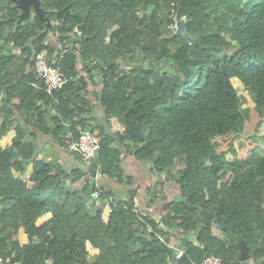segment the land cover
I'll list each match as a JSON object with an SVG mask.
<instances>
[{
  "label": "trees",
  "instance_id": "16d2710c",
  "mask_svg": "<svg viewBox=\"0 0 264 264\" xmlns=\"http://www.w3.org/2000/svg\"><path fill=\"white\" fill-rule=\"evenodd\" d=\"M40 8L43 16L35 8L23 16L17 0H0V253L19 264H191L207 254L248 264L240 260L243 241L264 264V134L250 135L256 146L248 157L232 140L224 151L215 141L245 131L251 110L244 92L264 118V0H40ZM183 15L187 27L177 33L175 16ZM58 42L68 50L63 58ZM43 47L67 79L53 94L34 85L33 55ZM93 77L106 125L83 111L91 108L81 100ZM25 111L31 126L61 146L97 128L100 172L119 180L117 146L130 135L128 119L139 123L144 138H130L138 143L131 151L174 180L177 197L162 223L177 231L184 255L175 258L157 236L160 223L135 210L131 177L127 199H114L106 220L103 201L113 194L101 192L97 204L90 169L52 165L23 131L4 145L11 117ZM111 116L125 130L110 131Z\"/></svg>",
  "mask_w": 264,
  "mask_h": 264
},
{
  "label": "crops",
  "instance_id": "0c3cea01",
  "mask_svg": "<svg viewBox=\"0 0 264 264\" xmlns=\"http://www.w3.org/2000/svg\"><path fill=\"white\" fill-rule=\"evenodd\" d=\"M82 74L86 76V73L82 72ZM99 89L100 85L98 82V78L93 77L89 79L87 82V86L83 89L86 97L85 99L80 100L86 101L87 104L88 101L90 102L91 108L89 109V111L88 107L83 109V111L85 110L84 112L86 115H88V113H90L89 115H93L92 123L96 124L97 122H100L106 125L107 120L104 117V111L96 96ZM18 101L19 98L13 99L14 103H17ZM38 103H42V101ZM22 113L15 112V114L11 117L12 122L9 123L10 126L8 134L2 140V143L4 145L11 142L13 136L17 133V131H23L24 134H26V139L32 140L34 142L39 157H42L43 159L49 161L52 165L66 166L68 170L73 168L74 165H82L83 168L90 169V167L92 166V160L91 162H83V157L79 158V156L75 155L73 151L69 150L68 145L61 146L54 140L51 135L44 134L37 128L31 126L29 121L32 113L29 114L26 111L25 113ZM24 117H27L28 121L25 120ZM109 119L111 122L110 131L125 130V124L122 123L118 117L111 116ZM66 125L70 126L69 123H66ZM78 128L80 129V127ZM130 138L132 137H126L124 139V143L118 144L117 146L120 150H122V155L120 156L121 167L123 169L122 179L119 180L117 177L106 178L101 174L100 165H98L96 174L89 177L88 183L92 184L93 182H95V177L97 176V180L102 188V192L108 194L112 192L113 195L111 196V198L103 201V218L107 220L112 210L111 202L114 199H127L129 191L128 188L131 185L130 183H128V178L131 177L133 179L132 190L136 191L134 197V200L136 202L135 210L140 214L150 215V217H153L159 224L162 222V219L167 216L169 202L177 197V187L174 183V180L167 176L166 171L158 172L156 170L155 163L151 157L139 158L135 153L136 151H131L134 147H138V143L131 141ZM71 154L75 155V157H72ZM68 184L73 187L78 186L79 188L83 185V183L79 182L71 184L69 179ZM94 198L96 197L94 196ZM93 201V198L88 199L89 204H91ZM96 202L98 205H101L102 203V201L98 200V198H96ZM46 217L47 216H43L41 219L44 220ZM160 227L161 228L157 233H162L170 243H174L185 251L181 242V238L178 236L177 231L173 227ZM147 229L149 231L152 230L151 224H147ZM219 234L220 231L218 232V230H216L215 235ZM18 239L21 243H26L28 241L27 235L23 232L18 235ZM211 245L212 249H214L215 242L213 241ZM87 249L92 256H95L99 253V248L95 247L90 241L87 242ZM172 252L174 253L175 250L172 249ZM244 262H247L248 264H257L254 258L251 256V253L250 258L245 260ZM195 263L196 262H192L191 264Z\"/></svg>",
  "mask_w": 264,
  "mask_h": 264
},
{
  "label": "built area",
  "instance_id": "2783aa9c",
  "mask_svg": "<svg viewBox=\"0 0 264 264\" xmlns=\"http://www.w3.org/2000/svg\"><path fill=\"white\" fill-rule=\"evenodd\" d=\"M73 34L79 38V40L75 43V50L78 51L81 47L80 38L82 36V31L77 26H75ZM65 42L66 40L62 41V43ZM62 43L58 42L62 48L60 53L61 58H63L65 53L68 51L67 47L63 46ZM33 59L35 70L39 77V81L37 83L34 82V85H42V87L49 94H53L57 90H60L64 87L67 79L62 69L49 61L50 53L48 47H43L39 51L35 52ZM18 70L19 68L17 66L14 67L15 72ZM68 148L72 151H78L83 156L85 161L91 162L92 158L96 154V151L100 148V137L98 135L97 129L94 128L81 130L79 137L77 139L71 140L68 143ZM94 184L96 186L94 196L99 198L102 188L97 180V176L95 177ZM160 226L165 227L162 222L160 223ZM157 236L168 247L175 250V258L179 259L184 255L185 251L174 243H170L162 233H157ZM0 264H19V262L14 260L11 256L2 255L0 253ZM195 264H224V261L219 255L207 254L201 257V259Z\"/></svg>",
  "mask_w": 264,
  "mask_h": 264
},
{
  "label": "rangeland",
  "instance_id": "374dc122",
  "mask_svg": "<svg viewBox=\"0 0 264 264\" xmlns=\"http://www.w3.org/2000/svg\"><path fill=\"white\" fill-rule=\"evenodd\" d=\"M35 13V10L33 7H31V14L33 15ZM151 10H147V11H140L141 15H145V14H150ZM56 22V21H54ZM173 26H169V29H172ZM17 50V55L21 56L23 53V50ZM238 80V79H237ZM240 81V80H238ZM241 82V81H240ZM237 83V82H236ZM245 95H247V101L245 102V105H247L250 108V118L249 120L246 122L245 125V131L240 135L237 136L235 133L231 132L229 134H226L225 136H218L215 138V141L217 143L218 148L221 151L227 150L231 140L237 145L238 147V154L241 157H248L250 154V150L252 148H254L256 146V142L255 141H249V139H251L250 135H255L258 136L259 134H264V118H261L257 112L254 109V101L252 99V97L250 95H248L247 92H244ZM136 140V139H135ZM244 142L245 145L240 146V143ZM264 151V145H263V150ZM72 157H75V155H72ZM216 167L218 166H222L223 163L220 162L218 160V162H216ZM72 169V168H71ZM215 249V246H214ZM213 250V249H212Z\"/></svg>",
  "mask_w": 264,
  "mask_h": 264
},
{
  "label": "water",
  "instance_id": "95a60500",
  "mask_svg": "<svg viewBox=\"0 0 264 264\" xmlns=\"http://www.w3.org/2000/svg\"><path fill=\"white\" fill-rule=\"evenodd\" d=\"M17 3L19 7L24 9L23 16H29L32 5L41 16H43L44 14L40 8V0H17ZM175 27L177 33H181L182 31H185L187 27V16L183 15L180 18L175 16ZM127 123L130 130V136L136 140H142L144 138V134L141 131V125L130 119H128ZM73 153L75 154L76 151H73ZM99 156H100V150H97L95 156L92 158V166L90 167V171L92 172V175L96 174ZM82 161L84 162L85 159L83 158ZM217 226H219L218 223ZM240 246H241L240 260L245 261L250 258L249 247L243 241L240 242Z\"/></svg>",
  "mask_w": 264,
  "mask_h": 264
}]
</instances>
